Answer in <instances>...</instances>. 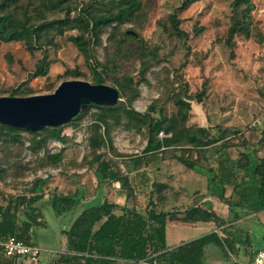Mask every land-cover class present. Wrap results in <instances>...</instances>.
Wrapping results in <instances>:
<instances>
[{"label":"rangeland","instance_id":"374dc122","mask_svg":"<svg viewBox=\"0 0 264 264\" xmlns=\"http://www.w3.org/2000/svg\"><path fill=\"white\" fill-rule=\"evenodd\" d=\"M41 1L44 0H23L20 4L35 14L34 9ZM233 1L141 0L131 20L107 27L99 40L86 34L90 59L71 40L72 36L77 35V30L66 26L63 34L55 36L56 45L45 43L33 50L22 40L0 39V96L51 93L68 79H84L93 83L96 67L103 73L106 84L119 89L117 80L124 81V93L127 95L120 93L119 102L137 112H145L155 101L158 111L154 116L159 117L162 112L171 117L181 107L175 102L176 97L180 96L192 105L190 123L212 124L217 131H213V135H219L217 127L229 129L227 142L232 145L228 151L232 154L239 155L240 151L248 149L254 156H262L264 0H251L253 7L248 15L249 33L236 32L231 35ZM68 3L71 16L83 12V9L85 13H103L124 5L123 0H68ZM183 5L185 7L178 13V24L184 34L179 35L174 28L172 14ZM66 11L61 9L54 12L49 8L46 16L47 19L63 18ZM44 57L49 61L48 73L36 75ZM135 88L140 95L130 102L128 93ZM200 96L202 100H199ZM98 111L92 107L74 123L69 121V124H62L61 136L64 140L49 137L51 130L48 127L40 131H22V137L13 141L0 140V202L5 204L21 195H33L31 188L41 173L58 171L45 178L42 186L44 199L37 201L47 222L44 226H37L33 234V240L35 236L43 249L37 264H57V252L65 242L61 228L70 226L69 222L82 208V205H78L69 210L64 218H57L53 205L46 200L49 196L75 192L76 187L82 186V199L92 202L105 197L106 189H117L113 184L109 187L106 182L99 189L96 186L98 182L93 179L97 163L92 160L94 153L89 138L93 134L92 126ZM259 118L263 119L262 122L256 123ZM123 121H126V117ZM230 131H236V136H230ZM146 136V129L138 132L136 129L129 131L115 127L112 132L113 146L102 147L98 153L109 160L115 169H126L130 158L143 152ZM242 136L248 141V148L242 144ZM53 140L57 142L56 145H52ZM26 142L32 144L27 146ZM57 154H60V158L54 163L52 157ZM173 157V151H166L159 156L158 163L154 161L147 167L153 173L157 167L163 172V165H168L171 171L185 168L174 162ZM115 192L117 198L121 191L117 189ZM99 193H102V197L98 198ZM145 201L144 192L131 198V204L139 206H143ZM262 213L259 218L244 214L242 220L226 226L227 229L219 228L217 231L220 235L233 240L234 248L207 247V264L247 262L256 245H264V239H260L264 237V211ZM209 226L211 224L202 223L185 228L179 234L197 238L206 234ZM177 235L171 226L168 243L179 242ZM17 264L32 263L19 257ZM112 264L133 263L119 260Z\"/></svg>","mask_w":264,"mask_h":264},{"label":"trees","instance_id":"16d2710c","mask_svg":"<svg viewBox=\"0 0 264 264\" xmlns=\"http://www.w3.org/2000/svg\"><path fill=\"white\" fill-rule=\"evenodd\" d=\"M22 1L0 0L1 40H22L33 50L44 46L45 43L56 45L55 36L63 34V28L66 26L68 29L77 30V35L72 36L71 40L77 44L87 59L91 58V54L89 53V39L86 34H91L93 39L99 40L107 27L131 20L141 4V0H123L124 5L103 13H85L83 9V12L71 16L68 0L41 1L34 9L35 14L20 4ZM232 4L233 15L230 34L233 35L236 32L249 33L248 15L251 7H253L251 0H234ZM184 7L185 5L177 7L172 14L173 25L179 35L184 33L178 24V13ZM49 8L53 9L54 12L67 9V14L63 18L47 19L46 15ZM48 68L49 61L44 57L41 59L36 75H46ZM76 74L80 73L76 72ZM93 79V83L107 82L103 73L98 71L96 67H94ZM117 85L120 93L125 95L126 84L124 81L117 80ZM139 95V90L135 88L128 93L127 98L131 102ZM199 100H202L201 96ZM175 102L181 107L171 117L162 112L159 117H155L154 113L158 111L155 101L143 113L137 112L121 101L113 106L91 103L86 110L69 122L74 123L92 107L99 110L93 122V134L90 136L89 142L94 153L92 160L97 163L95 169L101 182L116 180L120 181L123 187L130 189L127 173L115 169L109 160L103 158L100 152L98 153L102 147L113 146L112 132L115 127H123L129 131L136 129L138 132L146 129V145L141 155H134L130 158L132 168L148 165L155 160L158 154L169 150L173 151L174 157L187 167L193 168L196 165V161L192 159L193 153L202 152L206 147L218 142H221L218 149L220 152L229 147L230 143L227 142L229 129L217 127L219 135H213L209 127L190 123L192 110L190 102L183 100L180 96L176 97ZM124 117H126V121H123ZM62 126L48 127L51 130L49 137L64 140V137L61 136ZM25 130L0 123V140L4 142V140L19 139L22 137L21 132ZM161 130L168 134L162 139L159 138ZM230 133V136H236V131H230ZM242 140L244 147L248 148L249 143L244 136H242ZM260 142L264 147V130H262ZM115 155L120 156V154ZM240 156L237 161L232 162L229 169H238L244 172L242 181L236 186L238 200L235 202L231 199L228 202L231 211L240 208L244 213L232 214L230 221L239 220L244 214L248 215L264 210V155L254 156L250 150L245 149L241 151ZM58 158H60V154L53 156L52 161L56 163ZM228 172L230 171H227V174ZM45 182V178L36 179L31 188L33 195L29 197L21 195L5 204L0 202V242L5 241L10 236H16L26 242L35 243L33 229L37 226H43L45 223L39 219L41 213L36 211L37 207L34 204L44 197L42 186ZM163 186L162 183H155L145 212L135 207L124 206L121 207L123 212L118 214L115 212L118 204L108 199L86 203L70 227L62 230V234L66 236V252L60 253L57 264H112L119 260L133 263L135 260L151 254H156L160 260L178 264H207L205 258L207 247L211 245L222 249L227 246L233 247L232 243L234 242L230 237H223L218 231H211L170 248L167 244V217L169 213L158 211L156 209L157 202L154 199L158 198L161 202L165 198V195H161L159 191ZM158 191L159 196L155 197V193ZM131 193L129 192L130 195ZM81 196V190L67 194L54 193L51 195L50 201L57 215H62L80 205ZM93 202L97 203L92 204ZM186 218L193 222L214 220L218 226L226 223L214 212L201 207L187 209ZM260 239H264V237ZM262 246L264 245H258L256 250ZM17 259L4 257L0 244V264H16ZM234 264L245 263L237 261Z\"/></svg>","mask_w":264,"mask_h":264},{"label":"crops","instance_id":"0c3cea01","mask_svg":"<svg viewBox=\"0 0 264 264\" xmlns=\"http://www.w3.org/2000/svg\"><path fill=\"white\" fill-rule=\"evenodd\" d=\"M201 126L207 128L209 127L211 133L215 134L213 131H215L214 129L216 128H213L212 124H210V126L202 124ZM220 143L221 142H218L217 144L206 147L202 152L198 151L193 153L192 159L196 161V165L193 168L187 167L179 159L173 157V159H175L174 162L177 161L182 166H185V168L179 167V169L171 171L168 165H163L165 167L163 172L157 167L156 168L157 170H155V172L153 173L151 172V169L147 167L152 162L149 163L148 165H144L139 168H132L133 165H132V161L130 160V162L126 164V169H120L122 172L127 173L130 182V189L123 187L121 182L116 180L115 181L107 180L101 182L99 180V177L97 176V172L95 169V174L93 175L94 176L93 179L96 182H98L96 183V186L97 187L99 186V189H101L100 188L101 184L103 182H106L108 183L109 187L113 184L115 188L121 191L119 193V196L116 198L114 193H116L115 191H117V189H113V188L106 189L105 197H103L100 201L108 199L109 201L118 204V208L115 210V212L118 214H121L123 212L121 207L124 206L135 207L136 209L145 212L147 206L149 205L151 194L155 187V183L159 182L164 184V186L161 187L159 191L161 195H165V198L161 202H159L158 198H154V199L157 202L156 209L158 211H165L169 213L167 217L168 218L167 244L170 248H174L181 243L195 239V238H188L189 236L185 237L179 234L185 228L196 227L202 223H207V224H211V226H209V228H207L206 230L208 231L207 233H210L211 231H217L219 228L225 230L226 226L234 225L238 221L242 220V218L233 221L229 220L234 214L237 213L241 214L242 210L240 208H237L234 211H231L228 201L232 199L233 201L236 202L238 200L236 186L242 181L244 172L238 169L229 170L230 166H232V162L234 160L237 161V159L241 157L240 156L241 151L239 152V155L236 154L234 155L230 151H228L229 147L231 146L229 145V147H227L225 151L220 152L218 150ZM141 154L142 153L137 155H141ZM161 154L163 153H160L155 157L154 161H156V163H158V161L160 160L159 156ZM227 171L230 172H228L227 174ZM77 190H81L83 192L84 188L82 186L81 187L78 186L75 188V191ZM159 191L155 193V197L159 196ZM129 192H132L131 195L129 194ZM141 192H144V195L146 194L145 204L143 206H139L136 203L131 204V198L134 199V197H136V195L138 194H141ZM97 196L98 198L102 197V193H99ZM50 197L51 196H49V198L47 197L48 199L46 200L48 203L51 204ZM85 200L82 199L81 196L80 205H82L81 206L82 208L73 218V220L82 211L86 203L89 202ZM34 205L37 207L36 211L41 213V217L39 219L45 222L44 225H46L47 222L45 221L43 210L40 206V203L37 202ZM191 207H201L208 211L214 212L217 216L223 218L226 221V223L225 225L218 226L217 222H215L214 220H207V221L197 220L195 222L188 221L186 218V210ZM263 211L264 210L255 213L253 212L248 214L247 216H255L259 218L263 214L262 213ZM66 213L62 215H57V218H61V219L64 218ZM72 222H69V224L71 225ZM171 226L175 228V231L178 234L177 241L179 242L175 244L168 243V233L170 231ZM68 227L70 226L62 227L61 232L63 229H67ZM35 228L33 229L34 233H35ZM34 239H35L34 242L40 245L35 236ZM247 240L249 239L247 238ZM233 248L234 245L231 249ZM63 252H66V236H65V242L63 243V247L60 248V250H58L57 255H60V253ZM16 264H17V260H16Z\"/></svg>","mask_w":264,"mask_h":264},{"label":"water","instance_id":"95a60500","mask_svg":"<svg viewBox=\"0 0 264 264\" xmlns=\"http://www.w3.org/2000/svg\"><path fill=\"white\" fill-rule=\"evenodd\" d=\"M120 99L119 89L112 85L68 79L51 93L0 96V123L40 131L71 121L91 103L113 106Z\"/></svg>","mask_w":264,"mask_h":264},{"label":"built area","instance_id":"2783aa9c","mask_svg":"<svg viewBox=\"0 0 264 264\" xmlns=\"http://www.w3.org/2000/svg\"><path fill=\"white\" fill-rule=\"evenodd\" d=\"M262 118L256 120V123H261ZM166 134L163 130L159 132V137H163ZM52 145H56L57 142L53 140ZM27 146L30 142H26ZM52 173H58L57 170H51L49 172L41 173V177L46 178ZM2 245V252L4 257L8 258H19L23 257L29 260L32 264H37L40 260V255L43 251L40 245L37 243H29L23 239H19L16 236H10L5 241L0 242ZM134 264H178L169 261H163L158 258L156 254H151L142 259L135 260ZM245 264H264V247L259 248L253 252L252 256L248 259Z\"/></svg>","mask_w":264,"mask_h":264},{"label":"bare ground","instance_id":"6f19581e","mask_svg":"<svg viewBox=\"0 0 264 264\" xmlns=\"http://www.w3.org/2000/svg\"><path fill=\"white\" fill-rule=\"evenodd\" d=\"M54 142L52 141V144H53Z\"/></svg>","mask_w":264,"mask_h":264}]
</instances>
